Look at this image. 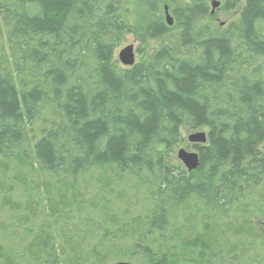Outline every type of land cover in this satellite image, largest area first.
Returning a JSON list of instances; mask_svg holds the SVG:
<instances>
[{
	"label": "trees",
	"instance_id": "16d2710c",
	"mask_svg": "<svg viewBox=\"0 0 264 264\" xmlns=\"http://www.w3.org/2000/svg\"><path fill=\"white\" fill-rule=\"evenodd\" d=\"M128 1L0 0V264H264V0Z\"/></svg>",
	"mask_w": 264,
	"mask_h": 264
},
{
	"label": "rangeland",
	"instance_id": "374dc122",
	"mask_svg": "<svg viewBox=\"0 0 264 264\" xmlns=\"http://www.w3.org/2000/svg\"><path fill=\"white\" fill-rule=\"evenodd\" d=\"M206 1L210 7V15L208 16V19L206 20V22L210 21L212 23V28L214 30H217L219 28H223L229 22L237 19L239 16V12L245 3V0H241V3L238 5V7L235 10H232L230 12H225V11L221 10V7L223 6L224 0H206ZM216 3H218L217 6L215 5ZM163 4H164L163 5L164 7L168 8V5L166 4V0H164ZM127 5L130 8V10H129L130 16L129 17H130L131 22H133L135 24H141L143 18L147 15V11H146L147 0H129L127 2ZM170 42L172 43L171 45H175L173 43V41H171L169 39V37L150 41L147 45H141L140 42L138 41L136 35L128 34L123 38L120 46L116 49L115 59L117 60L119 65H121L123 67H127V66H124L121 63V61L119 60V52L124 47L129 46V45L134 46L135 60L137 62L140 59V55L143 52V51L140 52L139 51L140 49H143L145 51V53H148V52L152 51L153 49H157L161 46L170 45ZM183 51L186 52V51H188V49H183ZM46 117H47L46 115L41 116V118H39L37 121H35L28 128L27 133H26V140H25L26 144L25 145H32L35 142V140L37 139V137L41 134V131L43 130V128H45L49 125L46 121H43V119H45ZM198 131H204L207 133V130L205 128H201L198 130H191V131L184 129L182 131L183 137H184V142L175 148L176 158H177V153L181 148H184L185 150H187L189 152L196 151L194 148L195 145L188 140V136L191 133L198 132ZM55 222H57V224L59 223V221H57L55 219H49V221L46 220L45 223H48L52 226V225H54ZM253 222L260 231L264 232V217L258 216L254 219Z\"/></svg>",
	"mask_w": 264,
	"mask_h": 264
},
{
	"label": "water",
	"instance_id": "95a60500",
	"mask_svg": "<svg viewBox=\"0 0 264 264\" xmlns=\"http://www.w3.org/2000/svg\"><path fill=\"white\" fill-rule=\"evenodd\" d=\"M216 6L218 3L215 4ZM166 11V20L169 25H172L173 20L172 17L168 11V8L165 7ZM119 60L124 66H132L135 64V51H134V46L129 45L124 47L123 49L120 50L119 52ZM188 140L195 144H204L207 142V133L204 131H198L191 133L188 136ZM263 150H264V145H263ZM178 159L183 163V165L186 167L188 171H193L195 170L200 162V157L197 151H192L189 152L185 150L184 148H181L178 153H177ZM112 264H133L127 261H120Z\"/></svg>",
	"mask_w": 264,
	"mask_h": 264
}]
</instances>
